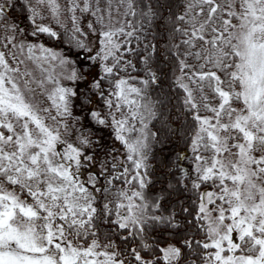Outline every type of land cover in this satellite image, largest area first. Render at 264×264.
Segmentation results:
<instances>
[{
	"label": "snow or ice",
	"instance_id": "1",
	"mask_svg": "<svg viewBox=\"0 0 264 264\" xmlns=\"http://www.w3.org/2000/svg\"><path fill=\"white\" fill-rule=\"evenodd\" d=\"M117 2L126 4V18L137 17V0ZM157 2L167 9V17L151 0H146L140 16L149 25L156 19L172 25L170 39L175 42L170 51L180 72L172 86L182 93L181 105L193 121L189 151L178 156L190 160L191 171L180 166V179L191 180L197 199L187 223L195 222L204 240L141 243L146 255L128 246L143 241L146 230L157 226L181 228L174 213L158 214L159 199L150 202L143 191L149 183L150 141L158 136L150 125L159 119L156 104L162 103L147 95L159 80L149 67L156 46L144 47L146 79L122 77L121 72L136 70L125 56L135 53L132 40L138 47L137 33L143 25L138 20L140 27L134 26L131 19L125 26L106 24L110 0L106 8L99 0H68L65 7L74 25L70 40L80 49L76 55L81 67L102 66L111 86L106 89L101 79L88 82L108 109L90 114L112 129L124 147L123 161L113 156L112 172L103 164L99 172H90L97 167L90 151L93 141L67 119L72 116V98L79 93L51 74L34 80L20 67L24 61L13 48L26 51L42 69L51 61L67 64L69 58L43 44H14L15 35L5 36L0 45L7 49L0 50V264H183L185 249L193 244L202 250V264H264V0H181L175 14ZM11 7L8 0L0 2V29L14 33L15 26L4 23ZM22 7L34 25L32 36L59 38L36 22L38 7H45L59 22L58 0H23ZM77 10L96 19L81 29ZM67 79L75 83L87 77L73 68ZM130 80H138L141 87ZM37 93L46 106L35 102ZM69 129L74 142L65 138ZM118 166L122 171H115ZM82 169L90 173L83 180ZM102 176L108 185L120 181L126 187L111 192L104 183L98 186ZM204 185L211 190L201 192ZM101 190L113 200L98 210Z\"/></svg>",
	"mask_w": 264,
	"mask_h": 264
},
{
	"label": "trees",
	"instance_id": "2",
	"mask_svg": "<svg viewBox=\"0 0 264 264\" xmlns=\"http://www.w3.org/2000/svg\"><path fill=\"white\" fill-rule=\"evenodd\" d=\"M34 2V0H33ZM146 0H137V17H125L126 4L124 7V18L121 26H125L127 20L131 19L134 26L140 27L137 21L143 25L142 32H138L140 36L139 46L137 47V41L132 40V46L136 47V51L133 54H128L125 59H130L136 66V70L129 69L127 73L121 72L120 75L124 78H128L129 75L138 77L139 79H146L144 65L141 60L144 56L148 55V52L144 50L145 45H155V52L149 60V67L159 77L158 85H152L147 89V95L153 102L160 101L162 103L156 104V109L159 115V119L152 122L150 127L153 131L158 132V136L155 141H150L151 149L148 155V170L147 181L149 182L147 188L144 189V194L150 202L159 199L160 212L163 216H168L170 213L175 214V220L181 224L179 229H166L162 226H157L155 230L149 229L144 233L143 241H137L131 243L129 247H136L142 254L147 253L140 247L141 243L147 244H160L163 246L168 242L179 243L180 240L187 238L191 240H204V234L200 231L195 222L189 224L187 221L191 220V213L195 212V204L193 201L197 199L196 193L191 191V180L184 178L180 179V166L187 168L191 171L190 160H179L178 156L189 151V137L193 126V121L184 111L181 105L182 93L172 86V81L180 75L179 69L176 65V61L171 54V44L175 41L170 39L171 36V23L165 24L163 20L156 19L151 25L147 20L140 16L141 10L144 8ZM161 3L171 7L173 14L178 13L181 10V0H160ZM8 3L12 5L11 8L6 9L5 24L9 26H15V32L5 31L0 29V45L5 43L4 37H11L15 35V41H21L28 44L40 45L53 50H58L63 54L74 59V55L77 54L80 49L75 47L74 42L70 40L72 36L73 23L69 18L71 13L66 10L68 0H58L61 5V14L59 16V22L49 10L45 7H38L37 10L40 16L36 22L50 27L58 35L57 38L50 37L46 34H39L34 37L31 33L34 30L29 17V12L22 7L23 0H8ZM112 9L119 3L117 0H110ZM153 7L158 12L162 13L164 17L169 15L167 9H161L157 0H151ZM101 8H106V0H99ZM121 5V4H120ZM11 15H8V13ZM75 15L79 18L78 25L81 29H85V23L87 21H94L96 18L91 17L88 14H83L79 10ZM97 29H100V24L95 25ZM87 43L84 37H79ZM13 41V42H15ZM0 49L5 50L0 47ZM111 61H109L110 63ZM96 67L95 73L92 77H88L85 71L80 66L76 67L78 74L83 72L87 77V80L79 81L80 87L78 89L79 96L73 104L74 114L73 121L78 125L80 133L87 136L93 141L90 150L97 164H103L104 167L112 172L111 164L114 162L111 159H107L106 156L112 153L115 157H120L124 154V147L119 141L115 140L112 133V129L98 124L91 116V111H96L98 108H106L103 98L96 95L95 92L90 90L88 86L89 81H95L96 79L104 80V87L110 89V85L105 79V74L102 71V66L98 67L95 63L92 64ZM130 83L137 87H141L138 80H130ZM94 107V108H93ZM93 109V110H92ZM72 121V116L70 117ZM118 147L113 151L112 145ZM110 145V146H109ZM112 147V148H111ZM120 154V155H119ZM99 167V166H98ZM97 170V167H96ZM101 170V169H100ZM116 172L122 171L119 166L115 170ZM99 172V169L98 171ZM107 175V173H106ZM98 183H104L106 187L111 189V192H115L117 189L126 187L120 181H113L111 185H108L102 176ZM98 184V186H99ZM183 185H187L189 190H186ZM135 187V185H133ZM211 190L209 185H204L200 189L201 192ZM107 195V200L103 197ZM113 200V196L105 194L103 190L97 194L96 206L98 210L102 205L108 201ZM112 206V205H110ZM187 208L188 213L183 212V209ZM124 247V245H121ZM202 250L193 244L192 249H185L183 264H192L195 261L196 264H202L199 253ZM211 251V250H209ZM197 254H193V253Z\"/></svg>",
	"mask_w": 264,
	"mask_h": 264
},
{
	"label": "rangeland",
	"instance_id": "3",
	"mask_svg": "<svg viewBox=\"0 0 264 264\" xmlns=\"http://www.w3.org/2000/svg\"><path fill=\"white\" fill-rule=\"evenodd\" d=\"M0 2H3V0H0ZM123 18H124V7L122 5H120V4L119 5L117 4L116 7H114L112 9L110 19L106 17L105 23L106 24L110 23L111 26H114V27H120L121 24H122V22H123ZM88 22H92V20L91 21H87L85 23V26L87 25ZM90 39L92 40V46L95 48V46H96L95 34H93L90 37ZM86 41L88 42L87 39H86ZM13 43L14 44H18V43H21V41H17V42L15 41ZM23 43L25 44V46L29 45L28 43H25V42H23ZM0 50H2V49H0ZM51 50H53V49H51ZM3 51H5V50H3ZM13 51H16L19 59L24 61V63L22 65H20V67L22 69H25L28 72H30L32 74V77L34 78V80L42 79L44 75L51 74V75L55 76L60 81L61 84H63L64 86L72 87L73 90H75V91L78 92V89L80 87V82L78 81V82L73 83L72 81H70V80L67 79V76H68L69 72L73 68H76L78 66L81 67V62L79 61V59H75V58L73 59V58H71V57L63 54L62 52H60L58 50H53L56 53H59V54H62L63 56L68 57L69 58V62L67 64H63V65L60 64L59 61H51L49 63H45V64H43V69H47V73H45L43 71L42 67L40 66L39 62H36V61H33V60H29L28 59V53L26 51L23 52V53H21L16 48H13ZM39 54L40 53L37 52V55H39ZM9 60H10V63L15 64V61H12L10 58H9ZM86 68H88L89 70L88 71H85ZM86 68H82V69L85 71V73H86V75L88 77H92L94 75L93 73H95V71H96V67L93 66V65H91L90 67H86ZM78 96L72 98V102H71V105H70L71 112H72V121H71V118H70L71 116L68 117L67 119H68V123L69 124H74L75 125V128L79 130L78 125L73 121V119H74L73 115L74 116L76 115V113L74 114V111H73V104L77 100ZM34 99H35V102L38 103V104H41V106H46V105H44L43 98L40 96L39 93H37L35 95V98ZM96 111L101 112L102 114H105L108 111V109L107 108H102V109L98 108ZM79 132H80V130H79ZM65 138L68 139L69 142H74V137L71 135V129H69V133L68 134H65ZM112 147H113V151L116 150V149H118V147L115 146L114 144L112 145ZM85 150L86 151H89V149H88L87 146H85ZM91 154H92V151H91ZM113 156L114 155L112 153H110V154H108V156H106V158L107 159H111V157H113ZM119 160L120 161H123L122 155H120ZM99 165H100V163L97 164V170H96V168H94V169L90 170V172L91 173H95V172L98 171V169L100 171V167H98ZM81 171H82V173H84V175L81 176V179L82 180L85 178L86 175L90 174V173L85 172L84 169H82ZM207 191H209V190H207Z\"/></svg>",
	"mask_w": 264,
	"mask_h": 264
},
{
	"label": "water",
	"instance_id": "4",
	"mask_svg": "<svg viewBox=\"0 0 264 264\" xmlns=\"http://www.w3.org/2000/svg\"><path fill=\"white\" fill-rule=\"evenodd\" d=\"M74 58H75V59H78L76 54H75ZM79 61L81 62V60H80V59H79Z\"/></svg>",
	"mask_w": 264,
	"mask_h": 264
}]
</instances>
